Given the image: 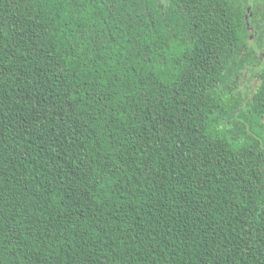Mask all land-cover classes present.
I'll return each instance as SVG.
<instances>
[{
    "label": "trees",
    "instance_id": "16d2710c",
    "mask_svg": "<svg viewBox=\"0 0 264 264\" xmlns=\"http://www.w3.org/2000/svg\"><path fill=\"white\" fill-rule=\"evenodd\" d=\"M0 264H264V0H0Z\"/></svg>",
    "mask_w": 264,
    "mask_h": 264
},
{
    "label": "rangeland",
    "instance_id": "374dc122",
    "mask_svg": "<svg viewBox=\"0 0 264 264\" xmlns=\"http://www.w3.org/2000/svg\"><path fill=\"white\" fill-rule=\"evenodd\" d=\"M253 85H255L254 83H252Z\"/></svg>",
    "mask_w": 264,
    "mask_h": 264
}]
</instances>
